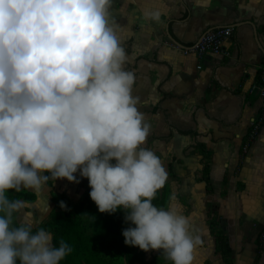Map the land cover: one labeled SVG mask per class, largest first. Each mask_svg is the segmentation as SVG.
<instances>
[{"label":"clouds","instance_id":"obj_1","mask_svg":"<svg viewBox=\"0 0 264 264\" xmlns=\"http://www.w3.org/2000/svg\"><path fill=\"white\" fill-rule=\"evenodd\" d=\"M112 3L0 0V264H60L69 255L71 247L63 240L54 246L50 231L33 232L26 202L5 193L39 189L45 173L78 183L77 172L100 213L124 210L126 245L193 264L202 240L191 218L153 204L168 175L144 147L150 129ZM143 15L160 22L158 11ZM17 214L23 219L13 226Z\"/></svg>","mask_w":264,"mask_h":264},{"label":"crops","instance_id":"obj_2","mask_svg":"<svg viewBox=\"0 0 264 264\" xmlns=\"http://www.w3.org/2000/svg\"><path fill=\"white\" fill-rule=\"evenodd\" d=\"M206 4L113 0L111 22L127 53L125 68L135 73L133 95L150 129L144 147L168 169L171 190L180 175L172 176L170 163L174 156L181 160V196L191 203L185 216L191 218L194 234L211 241V249L196 247L200 259L193 264H214V254L220 257L217 264H226L210 232L212 217L229 238L233 264H264L258 243L261 234L264 245V125L241 155L253 121L264 113V99L249 92L264 65V0H206ZM145 11H158L160 22L145 21ZM223 26L236 28L225 42L229 55L185 52L207 30ZM198 142L211 152V192L202 181V155L194 147ZM196 194L198 202L203 200L200 207ZM21 218L18 215L20 222Z\"/></svg>","mask_w":264,"mask_h":264},{"label":"trees","instance_id":"obj_3","mask_svg":"<svg viewBox=\"0 0 264 264\" xmlns=\"http://www.w3.org/2000/svg\"><path fill=\"white\" fill-rule=\"evenodd\" d=\"M184 134L194 133L193 131H181ZM172 132L170 135L172 136ZM250 134V132H249ZM249 134L243 142L241 155L246 150L244 146L249 143L251 146L254 139L249 138ZM196 151L202 155V181L205 183L209 192L212 191L210 182V158L211 152L206 149L201 142L195 144ZM114 162V161H113ZM172 170V167L170 166ZM88 182V179H87ZM226 182V179H225ZM91 189L88 187L86 193L78 203L72 204L71 197L66 193L59 195L52 193L51 200L53 207L48 215V220L32 228L35 232L38 228H44L53 234L54 246H59L60 241L67 243L72 251L60 264H118L117 258H124L127 263H144V264H172V262L159 252H157L152 261H146L145 251L138 246H129L124 243L122 232L125 228L130 227V223H126L123 209H118L113 214L100 213L97 205L90 198ZM171 187L168 182L164 187L156 193L153 204L166 208L169 204ZM9 200L16 201L22 199L36 198L37 194L29 190H9L5 193ZM64 202L67 208L60 206ZM2 214V213H0ZM210 232L215 238L216 252L221 256L226 264H233V249L229 242L228 236L221 230L217 229V220L215 217L210 219ZM20 221L18 214L13 217V226H18ZM259 255L264 250L261 241V234L258 239ZM164 256V259L162 258ZM206 264H211L209 261Z\"/></svg>","mask_w":264,"mask_h":264},{"label":"rangeland","instance_id":"obj_4","mask_svg":"<svg viewBox=\"0 0 264 264\" xmlns=\"http://www.w3.org/2000/svg\"><path fill=\"white\" fill-rule=\"evenodd\" d=\"M177 145H178V143L176 142V143H174V145L172 147H176ZM174 149H175V153H176L177 148H174ZM171 151H173V150H171ZM180 161L181 160L178 158V156H174L173 162L170 163V166L172 167V170L170 169L172 176L176 177L177 174H179L180 177H179V179L175 180L174 184H172V190H171L170 197H169V204L167 205V207L174 205L177 207L180 214L185 215V214H187L188 210L191 209V203L187 201V198H189V197H182L181 196V165H180L181 162ZM164 166H166V165H164ZM164 168H166V167H164ZM165 170L167 171L168 169L166 168ZM45 175H49V179L47 181L43 182L39 189L21 188V190H29V191L36 192V194H37L36 198L20 200V201L26 202L27 207L24 209V211L30 212L32 214V219L34 221L33 228L36 225L38 226L39 224L46 222L48 220L49 212L51 211V209L53 207V202L51 200L52 193H55L57 195H59L61 193L68 194L71 197L72 204L74 205V204L78 203L79 200L83 197V195L86 193L87 187H88L87 178L81 177L79 172H77L75 174L77 177V180L79 181L78 183L75 181H68L66 178L56 180L54 178H51L50 174H48V173H45ZM167 175H168V171H167ZM219 185H220L219 180L217 177H215L214 186L217 187V189H218ZM197 190H199L198 187H197ZM201 190L203 192L204 189L201 188ZM197 195L198 194H196V196L194 197V200L196 202H198V200L200 199V195L199 196H197ZM202 201L200 200V202H202ZM200 202H198L200 204V205H198L199 207L201 206ZM157 207H161V206L159 205ZM181 208L183 210V213H181ZM22 219H23V217L21 218V220ZM198 235L201 236V240H202V243L199 245V247H202V248L205 247V248L211 249L210 248L211 241H210L209 237L208 236L203 237V235L200 233H198ZM263 242H264V240H263ZM157 252H159V250H149V251L145 252L146 261H148V262L152 261L154 255ZM212 256H213L212 262L214 264H217L220 261V257H218L215 254ZM196 257H198V253L194 251V259H200V258H196ZM162 258L164 259V256ZM115 261L118 264H130V263H127L124 260V258H117ZM197 263L198 262H195L194 264H197ZM133 264H144V263L137 262V263H133ZM158 264H162V263H158Z\"/></svg>","mask_w":264,"mask_h":264},{"label":"built area","instance_id":"obj_5","mask_svg":"<svg viewBox=\"0 0 264 264\" xmlns=\"http://www.w3.org/2000/svg\"><path fill=\"white\" fill-rule=\"evenodd\" d=\"M234 26H223L207 30L201 38L192 46L185 49L186 53H197L199 55H212L224 53L229 55L230 52L225 47V42L230 40L235 33ZM250 93H256L264 99V65L259 67L257 80L249 88ZM264 125V113L258 116L252 124L249 138L254 139ZM249 148V143H246L244 149Z\"/></svg>","mask_w":264,"mask_h":264},{"label":"snow or ice","instance_id":"obj_6","mask_svg":"<svg viewBox=\"0 0 264 264\" xmlns=\"http://www.w3.org/2000/svg\"><path fill=\"white\" fill-rule=\"evenodd\" d=\"M198 3L200 4V6H203V7H206V6H207V4H206V0H205L204 3H200V0H198ZM262 167H264V166H262Z\"/></svg>","mask_w":264,"mask_h":264},{"label":"water","instance_id":"obj_7","mask_svg":"<svg viewBox=\"0 0 264 264\" xmlns=\"http://www.w3.org/2000/svg\"><path fill=\"white\" fill-rule=\"evenodd\" d=\"M181 45V43H179Z\"/></svg>","mask_w":264,"mask_h":264}]
</instances>
